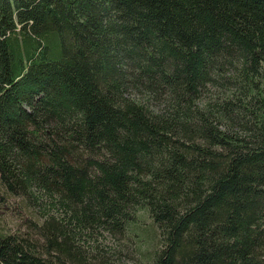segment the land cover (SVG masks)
I'll return each instance as SVG.
<instances>
[{
  "label": "trees",
  "instance_id": "1",
  "mask_svg": "<svg viewBox=\"0 0 264 264\" xmlns=\"http://www.w3.org/2000/svg\"><path fill=\"white\" fill-rule=\"evenodd\" d=\"M0 264H264V0H0Z\"/></svg>",
  "mask_w": 264,
  "mask_h": 264
},
{
  "label": "rangeland",
  "instance_id": "2",
  "mask_svg": "<svg viewBox=\"0 0 264 264\" xmlns=\"http://www.w3.org/2000/svg\"><path fill=\"white\" fill-rule=\"evenodd\" d=\"M9 223L11 222L9 219L7 220ZM107 242H109V241H107ZM124 250H126V249H124Z\"/></svg>",
  "mask_w": 264,
  "mask_h": 264
},
{
  "label": "bare ground",
  "instance_id": "3",
  "mask_svg": "<svg viewBox=\"0 0 264 264\" xmlns=\"http://www.w3.org/2000/svg\"><path fill=\"white\" fill-rule=\"evenodd\" d=\"M52 203V202H51ZM99 251V250H98ZM98 253V252H97ZM94 254V253H93Z\"/></svg>",
  "mask_w": 264,
  "mask_h": 264
}]
</instances>
